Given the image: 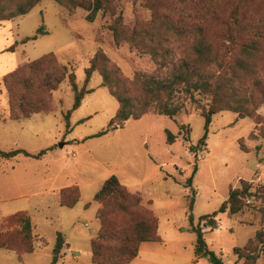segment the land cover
Returning a JSON list of instances; mask_svg holds the SVG:
<instances>
[{
	"label": "rangeland",
	"instance_id": "374dc122",
	"mask_svg": "<svg viewBox=\"0 0 264 264\" xmlns=\"http://www.w3.org/2000/svg\"><path fill=\"white\" fill-rule=\"evenodd\" d=\"M118 9L128 28L137 19L150 16L141 0H119ZM85 15L82 9L70 11L53 0H41L29 13L0 22V151L20 148L37 154L46 150L35 158L22 153L0 156V236L4 238L17 228L6 218L23 211L30 215L37 237L46 243L22 258L15 251L0 248V264H51L58 233L64 244L55 264H93L90 239L99 230L96 212L102 207L93 197L110 175L131 193H138L142 206L158 219L162 241L141 244L138 256L129 264H211L205 257L194 256L190 216L197 224L200 216L218 210L241 179L252 182V190L264 183V138L255 122L230 111L219 112L211 117L202 145L204 117L188 104L187 111L174 118L149 113L94 137L118 108L97 72L85 85L92 91L85 94L78 108L71 110L74 92L65 80L52 93L50 113L18 121L8 118L2 76L48 52L68 65L78 89L83 87L85 70L98 49L126 77L154 70L148 54L127 43L114 44L108 29L109 14L99 13L93 22L86 21ZM42 24L46 34L22 43L25 37L37 34ZM258 76L264 81V70ZM68 110L69 127L64 117ZM257 112L264 117V103ZM167 131L175 135L173 143L167 142ZM190 146H197L194 153ZM195 166L188 187L186 180ZM73 185L80 190L79 202L73 208L60 206L56 193ZM216 219V228L204 229L208 247L226 264H242L233 248L244 245L257 228L264 229V213L248 209L232 216L218 213ZM255 264H264V253Z\"/></svg>",
	"mask_w": 264,
	"mask_h": 264
},
{
	"label": "trees",
	"instance_id": "16d2710c",
	"mask_svg": "<svg viewBox=\"0 0 264 264\" xmlns=\"http://www.w3.org/2000/svg\"><path fill=\"white\" fill-rule=\"evenodd\" d=\"M41 0H0V22L10 21L29 13ZM67 10L86 11L85 19L93 22L99 13L112 17L108 29L115 45L127 43L140 53L148 54L155 68L151 72L137 71L131 78L98 49L86 68L84 85L78 89L75 74L53 52L17 65L2 76L8 95L10 120H22L34 114H48L52 109V93L65 80L74 92V110L81 105L93 72L101 76V85L113 96L118 108L105 129L93 136L108 134L121 128L129 119H139L146 114L174 118L187 111V105L200 111L205 120V134L199 143L205 144L211 117L230 111L238 118H249L258 126L264 138V117L258 112L264 103V81L259 78L264 70V0H141V6L150 13L148 19H137L128 28L122 22L119 0H53ZM135 3V0H134ZM42 24L37 34L25 37L22 43L46 34ZM12 50V46L10 47ZM71 110L64 117L69 127ZM175 135L167 131V142L173 143ZM197 146H190L195 152ZM247 151L246 148H242ZM37 154L24 149L0 151V156L10 158L17 154L35 158ZM192 174L186 180L191 187ZM252 182L240 180L231 188L228 197L218 210L199 217L191 230L195 234L194 256L205 257L211 264H226L221 256L211 250L204 229L217 227L218 213L232 216L253 209L264 213V183L252 190ZM194 192V190H192ZM60 206L73 208L80 200L78 186L61 188L56 193ZM94 200L102 204L96 212L100 222L97 234L90 239L93 264H129L139 253L143 242H161L158 219L142 206L138 193H131L115 175L106 178L95 193ZM194 199L190 200L192 209ZM17 228L0 236V248L18 253L21 258L44 246L37 237L31 217L17 212L6 218ZM64 239L57 234L51 264L58 262ZM237 261L255 264L264 253V229L259 227L242 246L233 248ZM19 258V257H18Z\"/></svg>",
	"mask_w": 264,
	"mask_h": 264
},
{
	"label": "crops",
	"instance_id": "0c3cea01",
	"mask_svg": "<svg viewBox=\"0 0 264 264\" xmlns=\"http://www.w3.org/2000/svg\"><path fill=\"white\" fill-rule=\"evenodd\" d=\"M30 117H31V116H30ZM30 117H29V118H30ZM22 120H23V119H22ZM2 173H3V174H5V172H4V171H2ZM143 243H145V242H143ZM143 243H142V244H143ZM141 246H142V245H140V247H141ZM139 249H140V248H139Z\"/></svg>",
	"mask_w": 264,
	"mask_h": 264
}]
</instances>
